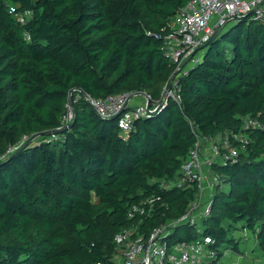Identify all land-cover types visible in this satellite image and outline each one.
Masks as SVG:
<instances>
[{
  "label": "trees",
  "instance_id": "16d2710c",
  "mask_svg": "<svg viewBox=\"0 0 264 264\" xmlns=\"http://www.w3.org/2000/svg\"><path fill=\"white\" fill-rule=\"evenodd\" d=\"M187 1L0 0V264H116L118 231L146 237L196 196L195 182L164 189L158 181L176 175L196 140L192 127L202 137L230 135L246 115L263 128L246 131L250 143L236 161L213 163L220 182L201 234L181 223L166 239L208 236L221 257L239 252L228 231L241 223L264 253V23L225 25L180 78V102L127 131L83 97L158 99L174 67L163 37ZM10 6L30 11L25 23ZM69 102L65 137L29 142L58 127ZM149 195L159 196L153 211L129 218V207Z\"/></svg>",
  "mask_w": 264,
  "mask_h": 264
},
{
  "label": "built area",
  "instance_id": "2783aa9c",
  "mask_svg": "<svg viewBox=\"0 0 264 264\" xmlns=\"http://www.w3.org/2000/svg\"><path fill=\"white\" fill-rule=\"evenodd\" d=\"M9 12L21 23H25L30 15V11H18L16 6H10ZM246 17L251 21L264 23V0H188L171 19L170 30L163 37L164 55L174 67L164 82L158 99L153 100L145 93L143 102L131 104L133 97L140 93L130 92L110 94L102 98H94L84 93L83 97L100 117H116L117 126L127 131L135 120L160 111L170 100L179 103V80L199 62L201 55L198 52H203L214 30L222 29L229 22ZM25 37L29 38L26 34ZM66 107V113L56 128L67 126L73 118L72 104L69 102ZM253 128H263V124L250 115L242 118L241 127L237 131L231 132L230 135H219L217 139L202 137L196 127H192L196 140L189 148L176 175L173 179L161 178L158 181L159 186L164 189L182 188L195 182L198 187L196 196L190 200L180 217L155 227L146 237L136 234L135 228H123L118 231L113 237L115 263L220 264L218 252L211 246L208 236L200 235L194 240L179 241L171 245L168 244L166 236L172 227L181 223L196 227V231L201 234V220L210 215L213 190L220 182L219 176L212 170V165H227L236 161L239 152L250 143L246 131ZM64 137L63 132L52 133L47 136V140ZM27 138L28 136L24 135L19 143L9 150L16 149ZM158 199L159 196L149 195L131 205L129 218L150 214Z\"/></svg>",
  "mask_w": 264,
  "mask_h": 264
},
{
  "label": "rangeland",
  "instance_id": "374dc122",
  "mask_svg": "<svg viewBox=\"0 0 264 264\" xmlns=\"http://www.w3.org/2000/svg\"><path fill=\"white\" fill-rule=\"evenodd\" d=\"M198 54L202 55L200 51ZM215 138L217 139V137ZM228 234L237 240L239 252H232L231 249L227 248L224 250L223 256L220 257V264L226 255L228 257L239 256L242 264H264V253L256 242V233L245 229L241 223H237L229 227Z\"/></svg>",
  "mask_w": 264,
  "mask_h": 264
},
{
  "label": "water",
  "instance_id": "95a60500",
  "mask_svg": "<svg viewBox=\"0 0 264 264\" xmlns=\"http://www.w3.org/2000/svg\"><path fill=\"white\" fill-rule=\"evenodd\" d=\"M220 31H221V29H215L214 32L212 33V35L210 36L209 41L212 40L213 38H215V37L219 34ZM207 43H208V42H207ZM207 43H206V44H207ZM206 44H205V45H206ZM140 94L145 95V92H141ZM68 127H69V125L64 126V127H61V128H55V129H50V130H44V131H42V132H37V133H35V134L31 137V139H30L29 142H31V140H33L34 138H36V137H38V136H41V135H45V136H46V135H50V134H52V133H56V134H58V133H62V132H64Z\"/></svg>",
  "mask_w": 264,
  "mask_h": 264
},
{
  "label": "crops",
  "instance_id": "0c3cea01",
  "mask_svg": "<svg viewBox=\"0 0 264 264\" xmlns=\"http://www.w3.org/2000/svg\"><path fill=\"white\" fill-rule=\"evenodd\" d=\"M144 96L142 94L133 97L131 104L143 102ZM241 250V248L239 247ZM242 260L239 256L228 257L227 255L223 258L222 264H242Z\"/></svg>",
  "mask_w": 264,
  "mask_h": 264
}]
</instances>
